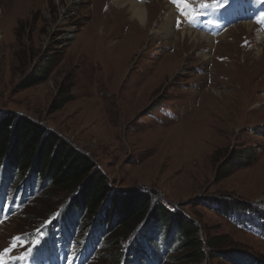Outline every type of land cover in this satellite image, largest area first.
Segmentation results:
<instances>
[{
	"label": "rangeland",
	"instance_id": "obj_1",
	"mask_svg": "<svg viewBox=\"0 0 264 264\" xmlns=\"http://www.w3.org/2000/svg\"><path fill=\"white\" fill-rule=\"evenodd\" d=\"M171 1L188 15V0ZM143 2L149 10L146 29L115 0H0V117H25L54 132L92 159L112 193L121 198L148 193L193 221L201 240L225 237L223 249L251 257L243 264H264V232L217 213L212 202L233 199L264 211V47L241 46L243 38L249 45L256 42L258 31L248 35L243 25L251 23L241 18L224 41H195L182 36V29L212 31L205 15L185 16L168 0ZM169 7L183 21L177 27L174 19L172 37L163 30ZM44 53L55 57L47 81L19 90ZM60 86L70 88L72 101L53 111ZM252 146L258 151L249 167L214 182L231 149ZM0 171V194L10 200L16 184L8 186L9 175ZM25 190L3 224L0 213V264L28 262L68 195ZM85 224L80 220L73 234L66 226L63 238L71 239L61 264H71L76 245L85 244L90 234L96 244L87 264L127 258L118 231L112 229L109 239L116 242L106 248ZM199 264L235 263L207 258Z\"/></svg>",
	"mask_w": 264,
	"mask_h": 264
},
{
	"label": "trees",
	"instance_id": "obj_2",
	"mask_svg": "<svg viewBox=\"0 0 264 264\" xmlns=\"http://www.w3.org/2000/svg\"><path fill=\"white\" fill-rule=\"evenodd\" d=\"M54 58L44 53L18 89L27 90L46 82ZM71 101L70 88L60 86L50 109L58 111ZM257 151L253 146L231 149L219 162L214 182L227 178L235 169L249 167ZM0 170L9 175L11 185L16 184L11 204L17 201L15 196L22 187L30 193L38 187L37 195L47 194V191L68 194L56 214L63 216L62 224L75 219L74 224L82 220L92 225V230L100 234L98 239H104L106 248L116 242L109 239L112 229L118 231L122 237L120 245L127 248L128 256L120 259L118 253L116 263L120 259L119 264H199L207 258L225 259L235 264L250 262L251 257L240 250L223 249L225 237L201 240L200 228L193 221L153 201L150 194L135 193L121 198L112 193L107 177L96 168L90 157L28 118L0 117ZM212 202L216 208L210 205L217 213L230 220L242 218V223L249 222L250 228L264 232V211L233 199ZM55 233L53 242L57 240L65 246L61 242V232ZM50 246L42 245L39 252ZM84 252L86 249H83ZM251 261L250 264H261Z\"/></svg>",
	"mask_w": 264,
	"mask_h": 264
},
{
	"label": "bare ground",
	"instance_id": "obj_3",
	"mask_svg": "<svg viewBox=\"0 0 264 264\" xmlns=\"http://www.w3.org/2000/svg\"><path fill=\"white\" fill-rule=\"evenodd\" d=\"M73 1L79 2L81 0H73ZM139 2L140 3H138L136 0H115V3L117 5H119V6L123 5L122 7H120L121 8L120 10L124 9V7H127V11H128L127 15L130 17V20L132 19L136 23V25H139L140 27H142V29H144V28L146 29L147 28L148 18H149V10L146 7V5H147L146 2L141 3V0H139ZM174 19H175V14L173 13L172 9L169 7L168 15L166 16V18L163 19V22H164L163 23L164 36H167V37L174 36V31H173ZM134 22H132V23H134ZM243 26L245 28H247V30L245 32L248 33V35H250V33L253 30L255 31V28H256L254 26L252 27L251 24H244ZM234 29H237V27H234ZM231 30L232 29H228L224 33L220 34L214 40L211 39L208 36H204L203 34L197 32V31H192V30H184V29H182L181 34H182V36L186 34L189 37H193V38H195L194 39L195 41H199V39H202L203 43L212 44L213 41H216V42L224 41V38L227 36V34ZM155 33H157V31H155ZM257 34H258L257 41L254 42L253 44H250V45L246 44L247 39L243 38V40L241 41V46H242V48L244 50L249 49V51H254V48L258 47L261 44L264 47V45H263L264 44V36L262 34H260L259 32ZM193 38H191V39H193ZM247 43H248V41H247ZM259 54L262 55L261 51L259 52ZM203 59H206V58H203Z\"/></svg>",
	"mask_w": 264,
	"mask_h": 264
}]
</instances>
